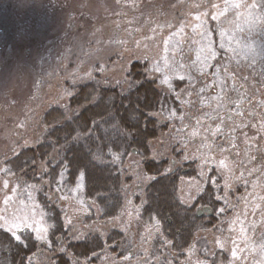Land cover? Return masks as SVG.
<instances>
[{"label": "rangeland", "instance_id": "1", "mask_svg": "<svg viewBox=\"0 0 264 264\" xmlns=\"http://www.w3.org/2000/svg\"><path fill=\"white\" fill-rule=\"evenodd\" d=\"M135 60L158 82L171 77L175 93L159 84L180 98L156 115L168 129L149 160L179 168L181 203L208 187L220 203L214 225L201 224L178 263L167 264H264V0H0V229L17 238L32 232L48 248L43 259L60 254L49 249L39 185L3 161L43 141L47 109L66 108L77 87L95 79L122 84ZM121 172L131 182L108 220L85 196L83 178L67 187L61 175L56 193L73 241L118 231L120 247L127 237L132 243L72 264H164L152 253L160 228L141 217L152 182L143 158L129 156Z\"/></svg>", "mask_w": 264, "mask_h": 264}, {"label": "trees", "instance_id": "2", "mask_svg": "<svg viewBox=\"0 0 264 264\" xmlns=\"http://www.w3.org/2000/svg\"><path fill=\"white\" fill-rule=\"evenodd\" d=\"M147 67L146 62L135 60L122 84L100 85L95 79L79 85L66 108L53 105L42 116L43 141L3 161V168L6 167L9 173L20 175L28 184L39 185L38 200L50 225L49 249L53 254L59 248L65 251L43 259L48 248L41 245L32 232L22 233L17 238L22 242L18 244L9 237L10 232L0 229V264H36V258L41 259L40 264H72V261L82 260L96 263L100 253L123 239V234L112 231L105 237L91 234L85 240L73 241L56 188L61 187L63 173L67 187L83 178L85 196L97 205L99 219H113L124 205L126 186L131 182L121 172L131 155L143 158L145 172L157 177L147 187L142 219L148 224H154L158 219L169 235H158L155 245L162 248L169 244L174 250L158 249L155 254L163 256L164 264L168 257H172L174 263L183 257V249L194 238L190 228L196 223H206L180 203L179 171L166 174V161L149 160L152 142L168 129V124L153 114L178 106V101L174 96H168L158 79L148 75ZM176 84L177 88L183 85ZM104 144L116 148L119 158L104 152ZM214 192L208 187L197 203L216 210L220 203L215 202ZM182 213L188 217L186 230L181 227ZM169 218L172 224H169ZM114 248L118 249V246ZM123 255L125 252L120 254Z\"/></svg>", "mask_w": 264, "mask_h": 264}, {"label": "flooded vegetation", "instance_id": "3", "mask_svg": "<svg viewBox=\"0 0 264 264\" xmlns=\"http://www.w3.org/2000/svg\"><path fill=\"white\" fill-rule=\"evenodd\" d=\"M174 162H173V166H174ZM173 171L174 172H177V171H179V168H177V167H175L174 166V169H173ZM215 198V197H214ZM199 202V201H198ZM180 203H181V201H180ZM182 204V203H181ZM183 206V205H182ZM199 206H202L200 203H196V205H195V207H193V208H189V209H192L193 210V212L195 213V215H196V217L198 218V219H204L206 222V224L208 225V226H213L214 225V222H213V218L215 217V213L216 212H214V209L211 207V206H208V205H204L203 207H201V209H199V210H197L196 211V208H198ZM184 208H187V207H185V206H183ZM141 217H142V215H141ZM182 218H183V220H182V223H181V227L182 228H184L185 230L188 228V224H187V215L186 214H184V213H182ZM168 221H169V224H172V220L169 218L168 219ZM149 225H151V226H156V223H150ZM159 228H160V232H158L157 233V235H164L165 236V234L166 235H169V232H164V229H163V227L160 225L159 226ZM200 229V224L199 223H196V225H194L192 228H190V233L192 234V236L194 237L195 235H196V233L195 232H197L198 230ZM179 234H180V232H179ZM190 235V234H189ZM131 239L129 238V237H127L124 241H123V243H122V246L120 247V242L119 241H117L118 243V248H128V246H127V243H129V241H130ZM155 241H157V240H155ZM193 241H194V238L192 239V241H191V243H190V245H188V246H186L187 248H190L191 246H192V244H193ZM130 243H131V241H130ZM129 243V244H130ZM155 243V242H154ZM132 244V243H131ZM154 245V244H153ZM152 245V246H153ZM158 246V245H157ZM156 245H155V247L153 246L152 248H153V252L152 253H156V252H158V249L159 250H162V251H173L174 250V248H171V246L169 245V244H166V245H162L161 247L162 248H160V247H157ZM186 247L183 249V251L186 249ZM168 256L166 255V258H167ZM167 259H171L172 260V257H168ZM173 261V260H172ZM174 262V261H173Z\"/></svg>", "mask_w": 264, "mask_h": 264}, {"label": "snow or ice", "instance_id": "4", "mask_svg": "<svg viewBox=\"0 0 264 264\" xmlns=\"http://www.w3.org/2000/svg\"><path fill=\"white\" fill-rule=\"evenodd\" d=\"M214 19H215V17H214ZM213 57H215V53H213ZM178 79H179L180 81H184V80H185V77H184L183 75H180V76H178ZM159 82H160V84H162V85H166V86H167V89H168L170 92L175 93V86H174V83H173L171 77H165V78H162ZM201 91H203V89H201ZM176 99H177V101L179 102V99H180L179 96H176ZM182 107H183V106H182ZM170 111H171V116H172V117H175V116H176V111H175V109H171ZM156 115H157V114H153L154 117H155ZM183 118H184L183 115H181V116L179 117V119H181V120H183ZM91 123H92V122H90V124H91ZM197 123L199 124L200 121L198 120ZM220 130H221V129H220V126L217 125L216 128H215V130H212V136L215 137V136L220 132ZM195 134H196V133H195ZM109 135H110V134H109ZM103 151H104V152H107V153L110 154V155L114 154V158H115V159H118V158H119V153L116 152V148H113V147L110 146L109 144H104V145H103ZM171 171H172V168L167 169V170H166V174H167V173H170ZM69 172H71V169H69ZM158 172H159V170H158ZM72 179L74 180L75 178L72 177ZM144 179H145L146 181H156L157 177L154 176V175H148V174H146L145 177H144ZM202 195H203V192H201L199 195H197V196L195 197V199H194L191 203H189V201H187V200H184V201H182V205L185 206V207H187V208H193V207H195L196 203L199 201V199L201 198ZM156 226H157V227L160 226V221H159L158 219L156 220ZM8 235H9V237H10L12 240H15L18 244L22 242L21 240L17 239L16 236H13L11 233H8ZM168 243H171V241H168ZM24 247H27V244H26L25 242H24ZM64 251H65V249L62 248V249H61V252H64Z\"/></svg>", "mask_w": 264, "mask_h": 264}]
</instances>
